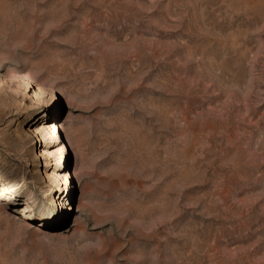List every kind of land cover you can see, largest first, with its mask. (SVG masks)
Segmentation results:
<instances>
[{
	"label": "rangeland",
	"instance_id": "374dc122",
	"mask_svg": "<svg viewBox=\"0 0 264 264\" xmlns=\"http://www.w3.org/2000/svg\"><path fill=\"white\" fill-rule=\"evenodd\" d=\"M0 264H264V0H0Z\"/></svg>",
	"mask_w": 264,
	"mask_h": 264
},
{
	"label": "bare ground",
	"instance_id": "6f19581e",
	"mask_svg": "<svg viewBox=\"0 0 264 264\" xmlns=\"http://www.w3.org/2000/svg\"><path fill=\"white\" fill-rule=\"evenodd\" d=\"M28 132L30 134V133H34L35 131L32 128H28ZM61 133H62V128H60L59 125H56L55 134H61ZM46 155H47V151H45L44 149L41 148V149H39L38 152H36V156H35L34 160L35 161H41L42 159H44L46 157ZM39 172H40L39 169H33L32 174L36 175ZM70 177H71V175H70Z\"/></svg>",
	"mask_w": 264,
	"mask_h": 264
}]
</instances>
